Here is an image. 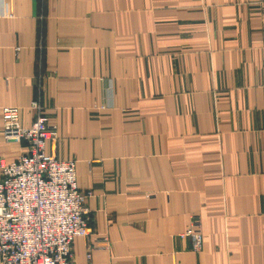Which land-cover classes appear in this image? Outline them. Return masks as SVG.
I'll list each match as a JSON object with an SVG mask.
<instances>
[{
	"label": "crops",
	"instance_id": "obj_1",
	"mask_svg": "<svg viewBox=\"0 0 264 264\" xmlns=\"http://www.w3.org/2000/svg\"><path fill=\"white\" fill-rule=\"evenodd\" d=\"M34 100L91 193L73 264H264V0H0V159Z\"/></svg>",
	"mask_w": 264,
	"mask_h": 264
},
{
	"label": "built area",
	"instance_id": "obj_2",
	"mask_svg": "<svg viewBox=\"0 0 264 264\" xmlns=\"http://www.w3.org/2000/svg\"><path fill=\"white\" fill-rule=\"evenodd\" d=\"M29 108L35 114L30 127L21 125L19 108L2 110L4 139L26 151L14 161L0 159V264H73L75 239L92 232L91 193L80 191L74 161L46 152L57 131L42 105L34 100ZM179 237L194 252L202 250L198 223ZM103 243L110 245L109 239Z\"/></svg>",
	"mask_w": 264,
	"mask_h": 264
},
{
	"label": "rangeland",
	"instance_id": "obj_3",
	"mask_svg": "<svg viewBox=\"0 0 264 264\" xmlns=\"http://www.w3.org/2000/svg\"><path fill=\"white\" fill-rule=\"evenodd\" d=\"M75 162V161H74ZM76 163V162H75ZM80 189V188H79ZM81 192H84L80 189ZM84 193H90V192H84ZM87 203V202H86ZM87 205V204H86ZM87 207V206H86ZM88 209V208H87ZM90 212V211H89ZM91 216V215H90Z\"/></svg>",
	"mask_w": 264,
	"mask_h": 264
}]
</instances>
